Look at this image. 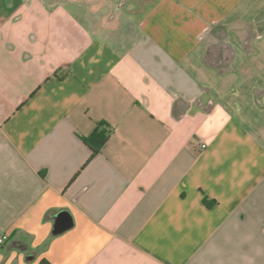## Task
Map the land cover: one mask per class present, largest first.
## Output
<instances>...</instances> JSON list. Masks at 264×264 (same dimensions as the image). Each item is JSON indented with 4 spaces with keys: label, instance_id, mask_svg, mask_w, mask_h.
<instances>
[{
    "label": "crops",
    "instance_id": "1",
    "mask_svg": "<svg viewBox=\"0 0 264 264\" xmlns=\"http://www.w3.org/2000/svg\"><path fill=\"white\" fill-rule=\"evenodd\" d=\"M0 233V264H264V0H0Z\"/></svg>",
    "mask_w": 264,
    "mask_h": 264
},
{
    "label": "trees",
    "instance_id": "2",
    "mask_svg": "<svg viewBox=\"0 0 264 264\" xmlns=\"http://www.w3.org/2000/svg\"><path fill=\"white\" fill-rule=\"evenodd\" d=\"M99 125L101 126L100 130H94L90 135L81 137L82 140L91 148V154L89 158L99 151V149L107 140L109 134V130L105 128L106 124L104 122H100Z\"/></svg>",
    "mask_w": 264,
    "mask_h": 264
},
{
    "label": "water",
    "instance_id": "3",
    "mask_svg": "<svg viewBox=\"0 0 264 264\" xmlns=\"http://www.w3.org/2000/svg\"><path fill=\"white\" fill-rule=\"evenodd\" d=\"M54 225L53 232L58 233L67 228H69L72 224L71 215L66 210H60L54 214Z\"/></svg>",
    "mask_w": 264,
    "mask_h": 264
},
{
    "label": "built area",
    "instance_id": "4",
    "mask_svg": "<svg viewBox=\"0 0 264 264\" xmlns=\"http://www.w3.org/2000/svg\"><path fill=\"white\" fill-rule=\"evenodd\" d=\"M206 144L204 142L199 144V149L205 148ZM6 240V235L3 233H0V245Z\"/></svg>",
    "mask_w": 264,
    "mask_h": 264
},
{
    "label": "rangeland",
    "instance_id": "5",
    "mask_svg": "<svg viewBox=\"0 0 264 264\" xmlns=\"http://www.w3.org/2000/svg\"><path fill=\"white\" fill-rule=\"evenodd\" d=\"M100 3H102V2H100Z\"/></svg>",
    "mask_w": 264,
    "mask_h": 264
}]
</instances>
